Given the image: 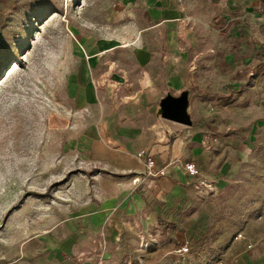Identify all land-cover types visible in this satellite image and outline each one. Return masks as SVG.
<instances>
[{
	"label": "rangeland",
	"instance_id": "374dc122",
	"mask_svg": "<svg viewBox=\"0 0 264 264\" xmlns=\"http://www.w3.org/2000/svg\"><path fill=\"white\" fill-rule=\"evenodd\" d=\"M179 2L183 15L213 24L231 16L229 5L219 1ZM158 3L0 0V264H235L252 258L253 246L264 241V77L257 81L256 75L247 97L244 88L231 90L225 77L210 90L196 85L191 95L192 115L211 149L223 144L240 153L227 156L237 167L225 176L230 184L216 196V210L209 212L207 205L202 221L191 216L184 240L169 223L132 236L102 226L89 231L79 223L108 189L118 191L124 183L115 182L123 175L86 155L88 124L75 94L87 50L108 40L118 44L132 9L137 8V26L145 27L151 10L164 8ZM155 34L164 46L165 28L150 34L158 44ZM222 37L220 45L196 43L194 49L229 51L233 43ZM118 56L116 51V68ZM96 65L103 66L100 60ZM196 176V188L209 191L204 174L199 170ZM183 243L188 250L181 253Z\"/></svg>",
	"mask_w": 264,
	"mask_h": 264
},
{
	"label": "crops",
	"instance_id": "0c3cea01",
	"mask_svg": "<svg viewBox=\"0 0 264 264\" xmlns=\"http://www.w3.org/2000/svg\"><path fill=\"white\" fill-rule=\"evenodd\" d=\"M214 1L232 9L225 22L219 19L213 24L192 14L187 17L179 0H158L164 8L152 9L145 27L137 26L135 3L136 9L128 12L132 18L124 26L125 33L119 36L118 44L108 40L100 48L89 46L90 56L80 71L82 83L75 94L76 108H84L88 124L86 155L111 174L123 175L115 182L124 183L118 191L108 189L99 205L79 218L83 228L97 231L102 226L110 233L132 236L149 232L151 227L159 229V222L169 223L184 240V234L190 233L191 216L202 221L207 205L209 212L216 210V196L230 184L225 176L237 167L227 156L239 154L240 150L223 144L211 149L205 130L192 115L191 95L197 86L198 90H210L225 77L231 90L244 88L247 97L248 91L254 90V76L257 81L264 77V0ZM162 28L166 30L164 46L159 45L157 34L154 39L158 44L150 36ZM223 34L233 43L229 51L194 49L196 43H221ZM116 51L120 64L117 68ZM209 59L213 62L206 63ZM99 60L103 64L100 69L96 67ZM209 77L212 82L207 81ZM184 91L189 96L190 125L163 118L160 106L167 95L179 96ZM205 96L213 97L209 93ZM205 101H200L202 107ZM140 150H145V155L139 156ZM145 156L153 158V170L162 168L164 173L148 176ZM190 162L207 178L209 191L202 187L198 190L199 177L186 173L185 165ZM208 197L212 203H207ZM134 239L137 238L131 239L135 243ZM261 253L264 241L253 246L252 258L239 259L235 264H264Z\"/></svg>",
	"mask_w": 264,
	"mask_h": 264
},
{
	"label": "water",
	"instance_id": "95a60500",
	"mask_svg": "<svg viewBox=\"0 0 264 264\" xmlns=\"http://www.w3.org/2000/svg\"><path fill=\"white\" fill-rule=\"evenodd\" d=\"M188 102L187 91L182 92L179 96L167 95L160 102L162 117L177 123L190 125L191 120L187 112Z\"/></svg>",
	"mask_w": 264,
	"mask_h": 264
},
{
	"label": "built area",
	"instance_id": "2783aa9c",
	"mask_svg": "<svg viewBox=\"0 0 264 264\" xmlns=\"http://www.w3.org/2000/svg\"><path fill=\"white\" fill-rule=\"evenodd\" d=\"M139 156H143L145 155V150H140L138 153H137ZM146 159H145V168H146V174L148 176H151V177H157L158 175H161L164 173L163 169L162 168H159L158 170H153V166H154V160L151 156H145ZM185 170H186V173L190 176H196L199 174V170L196 166L195 163L193 162H190L188 164L185 165ZM137 178H134L133 179V183L134 184H137L138 182L136 181ZM200 184H203V183H200ZM205 186H207L206 184H204ZM188 250V246L186 243H183L181 244V246L179 247V251L181 253L185 252Z\"/></svg>",
	"mask_w": 264,
	"mask_h": 264
}]
</instances>
